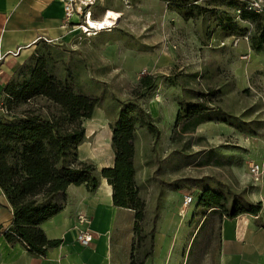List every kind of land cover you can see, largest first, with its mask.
Wrapping results in <instances>:
<instances>
[{
    "label": "rangeland",
    "instance_id": "rangeland-1",
    "mask_svg": "<svg viewBox=\"0 0 264 264\" xmlns=\"http://www.w3.org/2000/svg\"><path fill=\"white\" fill-rule=\"evenodd\" d=\"M240 1L94 0L86 9L92 18L100 19L109 9L120 14L117 25L89 35L70 25L67 37L42 41L24 58L27 71L36 56L48 51L56 74L69 76L77 92L97 101L92 117L83 121L82 143L90 148L86 128L95 137L111 133L121 108L132 103L139 80L150 76L156 81L138 99L157 135L145 127L134 134L131 161L143 207L134 246L133 222L121 239L132 253L129 264L147 259V264H200L211 254L212 248L201 246L205 229L192 232L205 215V209L197 208L204 192L222 196L223 212L235 200L238 208L246 207L253 183L247 165L263 163L257 144L264 132V54L252 53L245 60L236 50L250 45L263 17L243 19ZM193 107L212 122L183 133ZM178 114L182 117L176 123ZM101 142L99 152L106 162L108 145ZM89 163L97 167V162ZM185 193L194 202L180 216ZM185 231L184 245L180 238ZM212 238L215 248L217 231Z\"/></svg>",
    "mask_w": 264,
    "mask_h": 264
},
{
    "label": "trees",
    "instance_id": "trees-1",
    "mask_svg": "<svg viewBox=\"0 0 264 264\" xmlns=\"http://www.w3.org/2000/svg\"><path fill=\"white\" fill-rule=\"evenodd\" d=\"M240 3L243 19L257 17L258 14L245 10L244 0ZM260 15L264 24V13ZM263 24L249 45L255 52L264 51ZM36 57L27 71L22 64L4 88L2 105L6 114L0 116V188L12 210V223L3 231L4 238L10 243L20 241L30 253L42 256L59 241L48 240L40 225L62 211L68 187L85 185L89 192H94L100 181L96 168L78 159V146L85 138L83 121L92 117L97 101L77 92L69 76L56 74L48 51ZM155 83L150 76L142 77L132 103L121 108L117 121L110 127L113 165L100 172L112 188L114 206L134 211L135 236L143 204L138 198L131 161L134 134L138 127H145L157 135L150 115L138 106V99L153 90ZM202 113L193 107L190 128L183 125V133H193L199 125L212 122ZM181 117L177 115L176 123ZM222 202L221 195L204 192L197 208L219 211L226 218L257 214L261 208L260 204L249 202L245 208H238L235 200L223 212Z\"/></svg>",
    "mask_w": 264,
    "mask_h": 264
},
{
    "label": "crops",
    "instance_id": "crops-1",
    "mask_svg": "<svg viewBox=\"0 0 264 264\" xmlns=\"http://www.w3.org/2000/svg\"><path fill=\"white\" fill-rule=\"evenodd\" d=\"M65 1L0 0V116L5 97L4 88L27 54L42 41L60 40L68 36L62 28ZM106 10L97 20L92 18L89 10L91 20H104V25L108 24ZM78 21L79 16L75 14L71 22ZM236 51L245 60H249L252 53L264 54V51H253L247 43ZM257 66L263 69L261 63H257ZM260 134L263 137L257 146L262 150L261 164L264 165V132ZM91 137V148L87 146L88 143L78 147V159L97 162L98 174L103 168L113 165V152L109 149L111 133L107 130L104 135L95 137L93 129L86 128V139ZM101 141L108 145L106 162L99 152ZM98 176L100 182L94 192H89L85 185L68 187L62 211L40 225L48 240L59 241L56 247L48 249L42 256L30 253L20 241L10 243L4 238L3 231L12 223V210L0 188V264H129L132 253L130 256V250L123 247L121 239L132 222L134 227V214L129 209L114 206L111 186L100 174ZM250 185L246 200L261 205L257 214L242 213L234 218H226L220 216L219 211L205 210V215L197 220L192 232L194 234L200 226L201 230L205 229V240L201 246L213 249L212 237L217 231L215 251L211 249V254L205 255L206 258L201 259L200 264H264V177ZM78 216H85L90 224L87 227L79 226ZM78 227L88 228L93 235L92 242L86 247L77 242ZM133 230V234L130 233L133 238L132 247L135 243ZM186 234L185 231L180 238L184 245L187 244ZM142 263L147 264L148 259Z\"/></svg>",
    "mask_w": 264,
    "mask_h": 264
},
{
    "label": "built area",
    "instance_id": "built-area-1",
    "mask_svg": "<svg viewBox=\"0 0 264 264\" xmlns=\"http://www.w3.org/2000/svg\"><path fill=\"white\" fill-rule=\"evenodd\" d=\"M94 0H66L64 3V19L62 28L67 29L70 27V25H73L71 29L79 30L82 34L89 35L91 34V31H97L95 29H91L88 26V20L90 17L89 10H86L89 8L91 4H93ZM245 1V10L248 12H252L254 14H263L264 13V0H244ZM84 9V11H83ZM78 14L79 18L81 20L78 21L77 24H72L71 19L72 17ZM108 29V28H105ZM247 40V38H244ZM238 43L237 39L233 40V46H236ZM221 46H224V43L220 44ZM245 58V57H244ZM1 111L3 112V108L1 107ZM247 172L249 175V179L253 183H258L263 177H264V165L258 164L255 162H249L247 165ZM194 202V197L189 194L185 193L182 196V203H181V209L179 211V215L182 216L184 211ZM90 224V221L85 216H78V225L79 226H88ZM78 234H77V242L81 246H88L92 240L93 235L89 231L88 228H77Z\"/></svg>",
    "mask_w": 264,
    "mask_h": 264
},
{
    "label": "bare ground",
    "instance_id": "bare-ground-1",
    "mask_svg": "<svg viewBox=\"0 0 264 264\" xmlns=\"http://www.w3.org/2000/svg\"><path fill=\"white\" fill-rule=\"evenodd\" d=\"M107 11L108 12L105 15V17H106V20L108 21L109 24L104 25L105 24L103 22L104 20L101 21V22H95V21L91 20V15H90L89 20H88L89 28L95 29V30H103L105 28H111V26L117 25L118 24V20L120 18V15L117 14L116 12H113V11H110V10H107ZM93 22H95V23H93Z\"/></svg>",
    "mask_w": 264,
    "mask_h": 264
}]
</instances>
